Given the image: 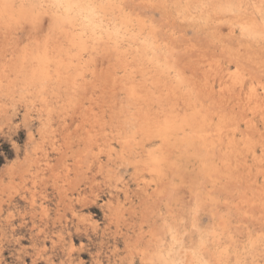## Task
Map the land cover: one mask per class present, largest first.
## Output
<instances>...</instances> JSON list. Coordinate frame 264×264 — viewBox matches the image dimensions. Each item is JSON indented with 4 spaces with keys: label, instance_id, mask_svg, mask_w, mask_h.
Wrapping results in <instances>:
<instances>
[{
    "label": "rangeland",
    "instance_id": "rangeland-1",
    "mask_svg": "<svg viewBox=\"0 0 264 264\" xmlns=\"http://www.w3.org/2000/svg\"><path fill=\"white\" fill-rule=\"evenodd\" d=\"M0 264H264V0H0Z\"/></svg>",
    "mask_w": 264,
    "mask_h": 264
},
{
    "label": "bare ground",
    "instance_id": "bare-ground-1",
    "mask_svg": "<svg viewBox=\"0 0 264 264\" xmlns=\"http://www.w3.org/2000/svg\"><path fill=\"white\" fill-rule=\"evenodd\" d=\"M255 3V2H254ZM55 4V3H54ZM76 4V3H75ZM80 9V8H79ZM72 16V15H71ZM70 18H72V17H70ZM120 27V26H119ZM109 32V31H108ZM117 45V44H116ZM259 96V95H258ZM260 97V96H259ZM164 122V121H163ZM14 147V146H13Z\"/></svg>",
    "mask_w": 264,
    "mask_h": 264
}]
</instances>
